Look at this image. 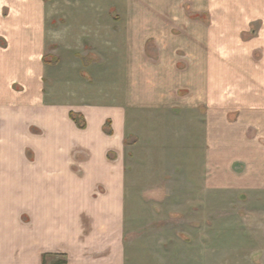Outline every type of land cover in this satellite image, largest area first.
<instances>
[{
    "label": "crops",
    "instance_id": "crops-1",
    "mask_svg": "<svg viewBox=\"0 0 264 264\" xmlns=\"http://www.w3.org/2000/svg\"><path fill=\"white\" fill-rule=\"evenodd\" d=\"M104 3L0 0V264H124L126 185L169 190L180 112L207 186L264 188V0Z\"/></svg>",
    "mask_w": 264,
    "mask_h": 264
},
{
    "label": "rangeland",
    "instance_id": "rangeland-1",
    "mask_svg": "<svg viewBox=\"0 0 264 264\" xmlns=\"http://www.w3.org/2000/svg\"><path fill=\"white\" fill-rule=\"evenodd\" d=\"M116 1L105 0L102 5L108 22L120 18ZM173 34L187 38L182 31ZM175 51L184 59L182 47ZM195 124L191 112H180V162L176 151H171L173 160L161 162L167 175L158 174L148 186L166 187L164 181L170 180L168 191L149 192L141 184L126 185L124 264H264V188H249L251 179L257 180L250 175L240 184L218 177L216 188L212 183L207 186L201 130ZM161 147L164 150V144L143 148L139 154L146 159L137 160L140 168L159 163L154 155H159ZM63 262L50 258L46 264Z\"/></svg>",
    "mask_w": 264,
    "mask_h": 264
},
{
    "label": "trees",
    "instance_id": "trees-1",
    "mask_svg": "<svg viewBox=\"0 0 264 264\" xmlns=\"http://www.w3.org/2000/svg\"><path fill=\"white\" fill-rule=\"evenodd\" d=\"M70 118L74 121V123L76 124V126L80 129L84 128V121L82 119V117L80 115H76V114H71ZM46 258H48V256H43L42 257V264H45ZM63 264H66V262H63Z\"/></svg>",
    "mask_w": 264,
    "mask_h": 264
}]
</instances>
